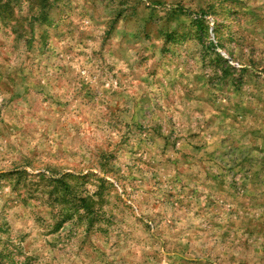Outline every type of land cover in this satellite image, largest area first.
Wrapping results in <instances>:
<instances>
[{"label": "rangeland", "instance_id": "1", "mask_svg": "<svg viewBox=\"0 0 264 264\" xmlns=\"http://www.w3.org/2000/svg\"><path fill=\"white\" fill-rule=\"evenodd\" d=\"M0 264H264V0H0Z\"/></svg>", "mask_w": 264, "mask_h": 264}]
</instances>
